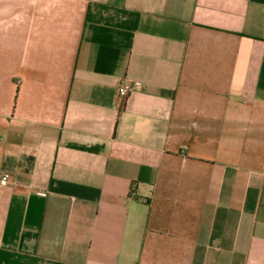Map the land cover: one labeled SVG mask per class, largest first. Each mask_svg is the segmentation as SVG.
Masks as SVG:
<instances>
[{"label": "crops", "instance_id": "0c3cea01", "mask_svg": "<svg viewBox=\"0 0 264 264\" xmlns=\"http://www.w3.org/2000/svg\"><path fill=\"white\" fill-rule=\"evenodd\" d=\"M0 264H264V0H0Z\"/></svg>", "mask_w": 264, "mask_h": 264}, {"label": "built area", "instance_id": "2783aa9c", "mask_svg": "<svg viewBox=\"0 0 264 264\" xmlns=\"http://www.w3.org/2000/svg\"><path fill=\"white\" fill-rule=\"evenodd\" d=\"M137 87H139L137 84H133L128 80H123L118 88V97L121 100H126ZM8 178V176H4L1 182L2 186H5L7 184Z\"/></svg>", "mask_w": 264, "mask_h": 264}]
</instances>
